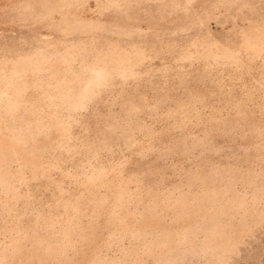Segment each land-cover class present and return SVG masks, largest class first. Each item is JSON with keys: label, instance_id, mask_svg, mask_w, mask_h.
<instances>
[{"label": "rangeland", "instance_id": "1", "mask_svg": "<svg viewBox=\"0 0 264 264\" xmlns=\"http://www.w3.org/2000/svg\"><path fill=\"white\" fill-rule=\"evenodd\" d=\"M0 264H264V0H0Z\"/></svg>", "mask_w": 264, "mask_h": 264}]
</instances>
